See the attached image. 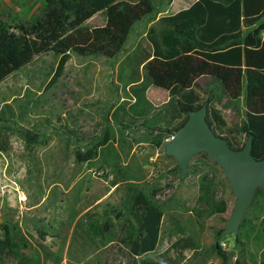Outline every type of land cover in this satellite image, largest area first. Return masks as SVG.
<instances>
[{
    "label": "rangeland",
    "instance_id": "374dc122",
    "mask_svg": "<svg viewBox=\"0 0 264 264\" xmlns=\"http://www.w3.org/2000/svg\"><path fill=\"white\" fill-rule=\"evenodd\" d=\"M153 1L155 11L133 25L117 55L81 54L70 48L63 71L52 83L63 54L50 50L0 82V236L7 224L27 241L28 247L20 249L32 259L30 264H144L163 254L178 259V264H237L238 258L241 264H253L250 250H256L237 245L239 234H223L236 201L224 173L197 154L183 174L177 158L165 152L171 136L163 113L157 123L154 114L127 116L120 122L113 118L119 104L133 101L128 58L139 44L148 47L147 37H140L147 20L173 0ZM47 5L48 0H0V15L13 25H31L44 17ZM106 24V12H99L82 32L88 36ZM171 96L178 105L219 108L226 126L217 132L245 144L247 138L239 131L247 113L245 89L231 101L217 81L202 77L190 89L174 87ZM168 100L156 102L162 106ZM29 136L34 140L30 142ZM90 150L97 153L94 158L78 159ZM206 177L215 180L226 212L215 213L202 202ZM126 182L138 185L162 213L156 244L145 250L133 221L111 215L118 231L113 242L93 241L82 229L74 236L76 223L86 212L105 215L109 204L121 206ZM246 214L263 217L264 210L255 205ZM187 236L195 247L179 255L172 245ZM214 245L226 253V262ZM168 249L170 255L165 253ZM0 264L21 263L7 255Z\"/></svg>",
    "mask_w": 264,
    "mask_h": 264
},
{
    "label": "trees",
    "instance_id": "16d2710c",
    "mask_svg": "<svg viewBox=\"0 0 264 264\" xmlns=\"http://www.w3.org/2000/svg\"><path fill=\"white\" fill-rule=\"evenodd\" d=\"M104 11L107 24L95 28L88 36L83 34L84 24ZM153 11V0H48L44 17L31 25H13L0 15V82L30 64L36 55L50 50L63 54L52 83L63 71L70 48L81 54L103 53L113 57L121 52L133 25ZM158 22L159 27L152 26L148 33L151 49L139 44L128 58L133 67L129 85L134 101L125 100L119 104L113 118L120 122L127 116L145 118L154 114L157 123L163 113L168 134L172 136L185 124L189 111L198 110L203 104L178 105L171 96L162 106H155L147 97L148 87L155 85L170 91L174 87L190 89L202 77L213 79L231 101L238 100L246 90V119L239 131L246 138L253 136L252 155L264 158V0H196L190 7L163 16ZM208 109L209 125L223 137L217 132L226 126L222 111L217 107ZM225 138L234 149L244 146ZM28 139L34 140L30 136ZM96 155L90 150L80 153L78 159L88 161ZM199 158L224 173L207 153H200ZM224 179L232 189L225 176ZM120 189L118 186L117 190ZM122 191L120 207L109 204L105 215L86 212L77 221L74 236L82 229L90 239L107 244L118 235L110 215L118 220L131 218L141 244L145 250H150L156 244L162 213L135 183L126 182ZM201 191L200 198L211 211H227L226 201L217 198L214 179L206 177ZM255 205L264 210L262 189H258L249 208ZM4 231V236H0V262L5 256L13 255L21 264H30L32 259L20 249L28 247V242L7 224ZM236 243L245 248L253 247L256 252L250 250L251 262L264 264V216L249 218L245 214ZM194 245L192 238L187 236L176 240L172 247L183 255ZM213 247L226 262V253ZM170 252L168 249L165 253L170 255ZM165 255H161L164 260L154 264H178V259L167 261ZM237 264H241V258Z\"/></svg>",
    "mask_w": 264,
    "mask_h": 264
},
{
    "label": "water",
    "instance_id": "95a60500",
    "mask_svg": "<svg viewBox=\"0 0 264 264\" xmlns=\"http://www.w3.org/2000/svg\"><path fill=\"white\" fill-rule=\"evenodd\" d=\"M208 106L189 111L185 124L173 133L165 144L167 155L175 156L183 174L190 170L191 159L207 153L221 167L236 197L234 209L226 220L223 234L238 236L247 209L258 189L264 191V158L252 155L253 136L250 135L241 149L232 148L228 140L217 135L207 121Z\"/></svg>",
    "mask_w": 264,
    "mask_h": 264
},
{
    "label": "crops",
    "instance_id": "0c3cea01",
    "mask_svg": "<svg viewBox=\"0 0 264 264\" xmlns=\"http://www.w3.org/2000/svg\"><path fill=\"white\" fill-rule=\"evenodd\" d=\"M196 1V0H195ZM195 1H192L191 3H186L187 0H173L171 5L170 6H167V7H164V8H161L160 10H162V12H159L158 13V16L156 18H149V20H147L146 22V28L144 29L143 31V34L140 35V37H147L146 38V41H147V44H148V47L147 49L150 50L151 49V46H150V43H149V40H148V33H149V30L150 28L155 25V27H158V25H156V23L158 22V20L163 17V16H167V15H171V14H174V13H177L179 12L180 10H183V9H186L188 7H190ZM169 10H171L172 12L171 13H167ZM164 11V12H163ZM98 14V13H97ZM95 16V15H94ZM93 16V17H94ZM92 17V18H93ZM160 25V24H159ZM142 45V44H141ZM143 46V45H142ZM143 69V68H142ZM199 80V79H198ZM170 90H167V89H164V88H161V87H158V86H155V85H150L148 87V90H147V97L148 99L155 105V106H158L156 100L160 99V98H164L165 100L166 99H170ZM154 93L155 95L157 96H154L152 97L151 94ZM134 101V99H133ZM132 101V102H133ZM169 101V100H168ZM166 103V102H165ZM131 219V218H129ZM117 230V229H116ZM118 233V231H117ZM83 234H85V231L83 230ZM135 235H137V231H135ZM117 238V237H116ZM139 238V237H138ZM116 240V239H115ZM94 241V240H93ZM96 241H98V243H101L99 242L98 239H96ZM139 241L141 243V239L139 238ZM113 242V241H111ZM109 242V243H111ZM105 245V244H104ZM168 259L170 258H167V261ZM160 260H164L163 258H158L156 261L154 262H151V263H144V264H154L155 262L157 261H160ZM179 263V261H178Z\"/></svg>",
    "mask_w": 264,
    "mask_h": 264
}]
</instances>
